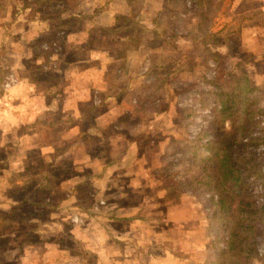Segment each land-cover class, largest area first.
I'll return each mask as SVG.
<instances>
[{"label":"rangeland","instance_id":"obj_1","mask_svg":"<svg viewBox=\"0 0 264 264\" xmlns=\"http://www.w3.org/2000/svg\"><path fill=\"white\" fill-rule=\"evenodd\" d=\"M86 5L96 10L91 22L61 19V11L77 6L75 0L43 5L51 29L35 42L34 53L47 56L49 63L42 61L35 74L43 79L52 75L48 71L56 68L64 39L74 31L95 47L98 76L111 77L112 72L119 77L111 97L125 109L103 129L100 140L85 136L84 149L76 145L69 151L66 147L74 145L70 138L54 160L36 149L0 143V264H97V251L122 250L124 234L132 233L127 217L111 218L113 204L124 206V213L133 210L129 219L145 220L134 223L139 230L140 224L154 225L142 229L150 230L152 239L138 246L158 241L148 247L156 252L161 243L170 245L167 236L157 234L170 226L164 220L169 209L180 218L194 213V221L184 227H192L196 239L206 234L212 252L208 198L192 182L207 172L218 176L219 161L202 166L204 154L196 147L201 139L225 144L243 132L240 121L224 118L218 105V93L228 90L239 72L250 73L253 87L264 92V0H86ZM140 8L145 15L139 17ZM106 57L114 61L105 64ZM17 83L8 72L2 95ZM104 95L96 94L94 104L108 102L110 96ZM257 96L264 106V94L252 93L249 101ZM240 146L236 159L242 170L252 171L261 162L264 167L258 151ZM112 167L126 172L115 179L117 189H109ZM146 168L142 175L129 174ZM135 181L137 187H127ZM250 188L256 204L264 206V182ZM138 240L133 237L131 244ZM256 247L262 257L264 238ZM105 251L99 253L102 260Z\"/></svg>","mask_w":264,"mask_h":264},{"label":"crops","instance_id":"obj_2","mask_svg":"<svg viewBox=\"0 0 264 264\" xmlns=\"http://www.w3.org/2000/svg\"><path fill=\"white\" fill-rule=\"evenodd\" d=\"M75 1L77 6L60 12L61 19L77 17L91 22L92 15L96 13L95 8L89 5L83 8L86 0ZM43 5L49 6V0H0V143H16L25 149H36L40 154H50L48 159L54 160L58 158L56 150L70 138L74 139V145L66 147L69 151L76 145L81 151L82 139L85 136L100 140L103 129L108 127L125 107L123 102L114 103L111 97L113 89H118L116 86H118L119 77L112 72L111 77L98 76V56L95 54V47H92L91 43H84L82 37L74 31L64 39L66 48L61 56H57L56 68L48 71L52 75L47 79L36 76L35 72L41 69L42 61L48 59L47 63H49L47 56L34 53L35 42L51 29V20L44 14ZM39 46L42 47V44ZM83 49L86 55L76 56ZM70 53L74 55L72 58H68ZM108 61H114V57H106L104 63L108 64ZM8 72L16 75L18 83L5 97L1 92V83ZM103 93L104 96H110L109 101L104 105L94 104L95 95ZM85 103L89 105L85 106ZM142 123L144 125L146 122L142 121ZM54 129H57V132ZM54 133L59 134L56 137ZM127 142H130V139ZM48 159L47 164L50 162ZM94 160H100V158L97 157ZM147 171V168L137 169L136 172L129 174L137 176ZM99 172L103 170L100 169ZM111 173L112 182L109 189L113 187L117 189L119 182L115 179L118 176L124 177L126 172L122 167L115 170L112 167ZM108 174L106 169V175ZM126 185L130 188L137 187L139 184L135 181L132 184L127 182ZM124 208V206L118 207L113 204L110 211V214H113L111 218L127 217L130 223L128 233H132L130 236L127 233L124 234L122 238L124 247L120 251L115 248L109 251L107 248L109 251L107 252L101 249L102 246L101 251H97V264H204L211 258L212 252L207 246L206 234L196 239L193 228L184 227L189 221H194L193 219L196 218L194 213H187L180 218L176 209H169L164 220L170 226L167 229L164 228V231L158 230L157 234L167 236L170 245L166 247L165 243L164 245L161 243L159 246L161 251L156 252L148 247H153L158 241H153L151 245L138 246L141 245L142 239L150 238V230L142 231V229L154 228V225L140 224L139 230L134 223L136 221L143 223L145 220L129 219L133 210L124 213ZM179 230L183 233V237H178ZM139 234L144 237H139ZM133 237L140 239L137 245L131 244ZM155 239H157L156 236H154ZM104 251L108 256H103L102 260L99 255L104 254ZM256 264H264V261H256Z\"/></svg>","mask_w":264,"mask_h":264},{"label":"trees","instance_id":"obj_3","mask_svg":"<svg viewBox=\"0 0 264 264\" xmlns=\"http://www.w3.org/2000/svg\"><path fill=\"white\" fill-rule=\"evenodd\" d=\"M143 11L140 8L137 15H145ZM249 74L239 72L234 77L235 83L218 93L219 112L233 123L240 121L243 132L238 138L233 135L225 144L201 139L196 147L201 150L200 154H204V160H200L202 166H214L218 160L215 166L220 171L218 176L204 173L192 182L199 194L207 195L206 218L215 236L212 256L204 264H256V261H264V253L259 257L256 247L264 238V206L256 204L250 192V184L264 182V167L260 161L252 171L242 170L236 159L240 145H249L258 151L260 157L263 156L264 165V106H260L259 96L249 101L250 94L262 96L264 92L253 87ZM246 135H249L247 142L243 141Z\"/></svg>","mask_w":264,"mask_h":264}]
</instances>
